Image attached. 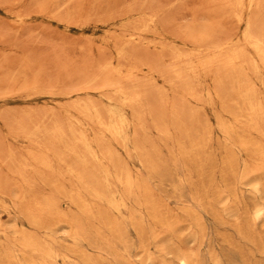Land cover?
I'll return each instance as SVG.
<instances>
[{"label":"rangeland","instance_id":"obj_1","mask_svg":"<svg viewBox=\"0 0 264 264\" xmlns=\"http://www.w3.org/2000/svg\"><path fill=\"white\" fill-rule=\"evenodd\" d=\"M247 1L240 10L234 0H0V264H183L182 256L188 264H264V110L251 122L239 93L252 80L264 107V45L259 53L244 38L251 21L264 44V0ZM130 34L136 41L128 43ZM205 47L210 57L196 54ZM115 87L140 91L141 115L111 106ZM92 105L125 114L122 137L93 120ZM80 133L99 152L91 177L67 147L71 137L70 148L84 152L73 139ZM70 167L86 184L66 175ZM96 186L126 208L93 197ZM24 235L52 257L22 247Z\"/></svg>","mask_w":264,"mask_h":264},{"label":"bare ground","instance_id":"obj_2","mask_svg":"<svg viewBox=\"0 0 264 264\" xmlns=\"http://www.w3.org/2000/svg\"><path fill=\"white\" fill-rule=\"evenodd\" d=\"M175 1V0H174ZM182 1V0H181ZM246 2V0H234V2L232 3V6L233 7H238V8H240V10H243L244 9V7H245V4H247V3H245ZM248 2V6L247 7H249V8H252V6L254 5V0H249V1H247ZM179 3V2H178ZM171 4V3H170ZM177 4V3H176ZM225 5V4H224ZM175 7V6H174ZM222 7V6H221ZM235 11V10H234ZM236 12V11H235ZM236 15H237V17H239V18H241V14L240 13H236ZM148 21H153V19L152 18H150ZM141 22V21H140ZM136 25V24H135ZM134 25V26H135ZM146 26H147V24H146ZM246 26H247V29H246V32H245V36H244V38H245V40L246 41H248V43L255 49V51L257 50L258 52L259 51H261V52H263L262 51V45H264L263 44V42H262V36H261V34H256V33H254L253 32V25H252V22L250 21V22H248V23H246ZM136 27V26H135ZM143 27V26H142ZM259 28V27H258ZM133 29V28H132ZM257 29V28H256ZM137 31V30H136ZM146 31V30H145ZM149 31V30H148ZM258 31V30H257ZM140 32V31H139ZM131 38H132V41H128V43H132V42H134V41H136V39H135V34H130L129 35ZM138 36V35H137ZM139 38V37H138ZM217 43V42H216ZM225 43V42H224ZM154 44V43H153ZM200 44V43H199ZM144 45V44H143ZM193 45V44H192ZM214 44H212L211 46L212 47H215V46H213ZM217 45V44H216ZM220 45V44H219ZM225 44H222L221 43V45H220V47L217 45V47H218V49H219V54L218 55H220L221 54V56H223V54H224V52H225V48H226V46H224ZM203 47V46H202ZM230 47H232V46H230ZM207 47H205L204 48V50L202 49V50H198V51H196L197 53L196 54H198L199 56L201 55H203L204 54V52H205V49H206ZM210 48V47H209ZM208 48V49H209ZM181 49V48H180ZM215 49V48H214ZM242 49V48H241ZM264 49V48H263ZM129 50V49H128ZM136 50V49H135ZM207 50V49H206ZM210 50V49H209ZM217 50V49H216ZM138 51V50H137ZM186 50H183V54H184V52H185ZM195 51V50H194ZM237 51V50H236ZM127 51L125 50V49H121L120 51H119V53L118 54H120V55H125V53H126ZM142 52V51H141ZM187 52V51H186ZM207 52V51H206ZM205 52V53H206ZM210 52V51H209ZM209 52L208 53H206V55H208L209 54ZM258 52H256L257 53V56H258V54L260 53H258ZM128 53V52H127ZM176 53V52H175ZM192 53V52H191ZM178 54V53H177ZM182 54V53H181ZM181 54L179 55L178 54V56H174L173 57V55L174 54H172V57L171 58H173V60H175V63L179 60V58H181L182 56L184 57L185 56V54L183 55L182 54V56H181ZM239 54H241V53H239ZM263 54H264V52H263ZM127 55V54H126ZM214 55V54H213ZM213 55L211 56V57H213ZM261 55H262V53H261ZM129 56H131V55H129ZM149 56V55H148ZM193 56V55H192ZM186 57V56H185ZM204 57H210L209 55L208 56H204ZM121 58V57H120ZM146 58V57H145ZM149 58V57H148ZM197 58V57H196ZM200 58H203V57H200ZM261 58V57H260ZM166 59V58H165ZM208 59V58H207ZM149 60V59H148ZM172 60V59H171ZM181 60V59H180ZM212 60V59H211ZM210 60V61H211ZM240 60V59H239ZM118 61V60H117ZM188 61V60H187ZM186 61V62H187ZM208 61V60H207ZM214 60H212V62H213ZM261 61H263V60H261ZM188 62H190V61H188ZM187 62V63H188ZM192 62V61H191ZM241 62H243L242 60H241ZM252 62H254V70L255 71H257V69L259 68L258 67V63L256 64V62H255V60H253ZM135 63V62H134ZM174 63V62H173ZM206 63V60H205V62L203 63V64H205ZM105 64V63H104ZM121 64V63H120ZM144 64V63H143ZM208 64H211V62L210 63H208ZM207 64V65H208ZM253 64V63H252ZM140 65V64H139ZM164 65V64H163ZM209 66V65H208ZM143 67V66H142ZM111 69V68H110ZM179 70V69H178ZM177 70V74H179L180 72L179 71H182L181 69L178 71ZM190 70V69H189ZM194 70V69H193ZM254 71V72H255ZM110 72V71H109ZM111 72H113V71H111ZM131 72V71H130ZM195 72V71H194ZM244 72V71H243ZM185 73H186V71H185ZM90 74V73H89ZM176 74V75H177ZM183 74V73H182ZM243 74V73H242ZM112 75V74H111ZM175 75V76H176ZM180 75H181V73H180ZM219 75V74H218ZM239 75V74H238ZM127 77H128V75H126ZM199 76V75H198ZM235 76V75H234ZM244 76V75H243ZM162 77H164V76H162ZM178 77H179V75H178ZM182 77H184L183 75H181V79H182ZM190 77V76H189ZM188 77V78H189ZM228 77V76H227ZM245 77V76H244ZM250 77V76H249ZM131 78H133V76L131 77ZM171 78V77H170ZM187 78V77H186ZM221 78H223V76H221ZM225 78V77H224ZM179 79H180V77H179ZM244 79H246L247 80V78L245 77ZM130 80V79H129ZM183 80V79H182ZM185 80V79H184ZM193 80V79H192ZM246 80H244L245 82H246ZM199 81V80H198ZM239 81V80H238ZM250 81H252V80H250ZM248 82V84H247V86H246V88H243V89H240L239 87V89H240V91H239V93H240V97H244V98H246L247 99V102H248V105H249V109L247 110V108H245L246 110V112H248V113H246V112H244V113H246L245 115H246V117L247 116H250L249 118L251 119V122H254V121H256L255 120V118H258V116H260V115H262L263 114V110H264V107H263V105H262V103L254 96V92H252V88H253V86L255 85H253L251 82ZM182 82V81H181ZM186 82V81H185ZM194 82V81H193ZM222 82V81H221ZM187 83V82H186ZM247 83V82H246ZM188 84H190L189 82H188ZM179 85V84H178ZM187 85V84H186ZM185 85V86H186ZM253 85V86H252ZM188 86V85H187ZM188 88H190V85H189V87ZM192 88V87H191ZM233 88V87H232ZM238 88H237V94H238ZM185 89H187V88H185ZM107 90V89H106ZM133 90V92H129V91H127V90H125L124 89V87L123 88H121V87H118V88H116L115 87V89H114V93L112 94V95H108V96H106L107 97V99L109 100V102L111 103V106L114 104H116V105H120V106H125V107H127V108H129V109H131L132 111H133V109H134V111L133 112H135V114H137L136 113V111H135V108L136 107H138V105L141 103V94H139V92H138V90L137 89H135L136 91H134V89H132ZM131 90V91H132ZM187 91H191V90H187ZM235 91V90H234ZM51 92V91H50ZM166 93V92H165ZM190 93L191 92H189V95H190ZM193 93H195L194 91H193ZM253 93V94H252ZM160 94H162V93H160ZM256 94V93H255ZM191 95H192V93H191ZM191 95H190V97H191ZM195 95V94H194ZM197 95V94H196ZM200 95H202V94H200ZM156 96V95H155ZM162 96V95H161ZM173 96V95H172ZM149 97V96H148ZM192 97H193V95H192ZM195 97V96H194ZM90 98V97H89ZM198 97H196L195 99H197ZM153 99V98H152ZM168 99V98H167ZM242 99V98H241ZM148 100V99H147ZM173 100V99H172ZM243 100V99H242ZM84 101H87V100H84ZM152 101V100H151ZM174 101H177V100H174ZM152 102H155V100L154 101H152ZM160 102H161V100H160ZM198 102V101H197ZM87 103V102H86ZM164 103V102H163ZM176 103V102H175ZM182 103V102H181ZM245 103V102H244ZM165 105H166V103H164ZM162 105V104H161ZM172 105V104H171ZM74 106V105H73ZM157 106V105H156ZM176 106H177V103H176ZM185 106V105H184ZM246 106V105H245ZM92 107V109L94 110V116L92 115V113H91V115H92V118H93V120H95L96 122H97V124L98 125H100L102 128H103V130H105V131H107L110 135H112L111 137H116L117 139L118 138H120V137H122L123 136V134L125 133L124 131H125V129H124V121H125V119H124V113H122V114H120V113H118L119 111H117V112H114V111H109V114H108V116L107 115H103L102 113H101V111L96 107V106H94V105H92L91 106ZM117 107V106H116ZM159 107V106H158ZM113 108V107H112ZM111 108V109H112ZM175 108V107H174ZM86 109H87V111H88V108H86V107H83L82 108V113H84V115H86ZM120 109V108H119ZM159 109V108H158ZM162 109V108H161ZM161 109H159L160 111H162ZM176 109V108H175ZM177 109H178V107H177ZM194 109V108H193ZM217 109V108H216ZM114 110V109H113ZM136 110H138V108H136ZM155 110V118L157 117V115H156V111H157V109H154ZM187 110V109H186ZM197 110V109H196ZM92 111V110H91ZM122 111H125L124 109H122L120 112H122ZM165 111V110H164ZM183 111V110H182ZM126 112V111H125ZM139 110H138V114H139ZM159 112V111H158ZM178 112V111H177ZM89 113V114H90ZM142 113V112H141ZM153 113V112H152ZM161 113V115H163L164 113L163 112H159L158 114H160ZM175 113V112H174ZM185 113V112H184ZM188 113V112H187ZM78 114V113H77ZM88 114V113H87ZM180 114V113H179ZM189 114H190V112H189ZM139 115H141V114H139ZM139 115H137V117L139 116ZM143 115H145V114H143ZM154 115V114H153ZM241 114L239 115V119H241ZM244 116V115H243ZM264 116V115H263ZM143 117V116H142ZM142 117H139L138 119H139V121H141V118ZM235 117H237L236 115H235ZM127 118V117H126ZM135 118V117H134ZM144 118V117H143ZM157 118H159V117H157ZM195 118H196V115H195ZM184 119H185V116H184ZM193 119V118H192ZM143 120V119H142ZM160 120V119H159ZM197 120V119H196ZM195 120V121H196ZM201 120V119H200ZM249 120V119H248ZM144 121V120H143ZM156 121V120H155ZM161 121V120H160ZM33 122V121H32ZM179 122V121H178ZM158 123V122H157ZM168 123V122H167ZM250 122H248V124H249ZM80 124V123H79ZM196 124V123H195ZM250 124H252V123H250ZM249 124V125H250ZM261 124V123H260ZM126 125V124H125ZM165 125V124H164ZM222 125V124H221ZM135 126H136V124H135ZM178 126H180V125H178ZM253 126H254V128H256L257 127V124L255 123V124H253ZM24 127V126H23ZM165 127V126H164ZM164 127H163V129H164ZM252 127V126H251ZM25 128V127H24ZM32 128V127H31ZM157 129H159L158 127H156ZM166 128V127H165ZM163 129H161V130H163ZM169 129V128H168ZM181 129V128H180ZM23 130V129H22ZM40 130V129H39ZM135 130V129H134ZM170 130V129H169ZM97 131H99V130H97ZM140 131V130H139ZM161 132V131H160ZM17 133H18V130H17ZM59 133H60V136L61 137H63V135H62V133L59 131ZM95 133V132H94ZM163 133H165L164 132V130H163ZM171 133V132H170ZM251 133V132H250ZM74 134V133H73ZM104 134V133H103ZM141 133H139V135H140ZM162 134V133H161ZM166 134V133H165ZM258 134V133H257ZM16 135V134H15ZM19 135H21V134H19ZM57 135H58V133H57ZM57 135H55V136H57ZM97 135V134H96ZM122 135V136H121ZM169 134H166V136H168ZM29 136V135H28ZM59 136V137H60ZM65 136V135H64ZM67 136V135H66ZM65 136V137H66ZM16 137H18V136H16ZM33 137V136H32ZM31 137V135H30V138H32ZM58 137V136H57ZM57 137H55V138H57ZM58 137V138H59ZM64 137V138H65ZM168 137H171V135H169ZM29 138V139H30ZM64 138H62V140H64ZM68 138V136L65 138V140ZM71 138V137H70ZM70 138H68L67 140H68V142H69V144H70V141H71V143H72V139H70ZM135 138V137H134ZM59 139H61V138H59ZM74 139V141L75 140H77V141H75V142H78L83 148H84V150L83 149H81L82 151H84L83 153H80V151H78L79 149H77V151L79 152H77L76 151V149H74V147L72 148V144H71V148H70V146H69V144L65 141V143H67L68 144V149H70L71 150V152H73L75 155H76V157H78L80 160V165H84V166H86V168L85 167H83V169H81V170H84V172H86V171H88V169H87V166H88V164H90L91 162H97V161H99L100 160V156H99V152L97 151V150H95V149H93V147L90 145V143H89V140H88V137L84 134V133H80V135H77V137H75V138H73ZM115 139V138H114ZM57 140V139H56ZM60 141V140H59ZM124 141V140H123ZM243 141V140H242ZM61 142V141H60ZM62 142H64V141H62ZM59 143V142H58ZM63 144V143H60V144H63L62 145V147L64 146V145H67V144ZM74 143V142H73ZM251 144V143H250ZM77 145V144H76ZM242 145H243V147H245V146H249V144L248 143H246V142H244L243 141V143H242ZM47 146V145H46ZM81 146H79V147H81ZM98 146H100L101 147V149H102V146L100 145V144H98ZM256 146V151L257 152H259L260 154H263V150H262V148L259 146H257V145H255ZM37 147V146H36ZM39 147V146H38ZM66 147V146H65ZM66 147V148H67ZM78 147V146H77ZM64 148V147H63ZM99 148V147H98ZM97 148V149H98ZM255 148V147H254ZM49 149V148H48ZM65 149V148H64ZM68 149H67V151H68ZM100 148H99V150H101ZM44 150V149H43ZM46 150V149H45ZM49 150H51V149H49ZM69 150V151H70ZM103 150V149H102ZM110 151V150H109ZM106 153V151L105 150H103V153ZM255 152V151H254ZM70 153V152H69ZM72 153V154H73ZM256 153V152H255ZM107 154V153H106ZM101 156H102V154H100ZM59 156V155H58ZM71 156V155H70ZM110 156V155H109ZM49 157V156H48ZM75 157V156H74ZM103 157H104V155H103ZM35 158V157H34ZM37 158V157H36ZM109 158H111L112 159V156L111 157H109ZM38 159V158H37ZM40 159V158H39ZM104 159V158H103ZM114 159V158H113ZM61 160H63L62 158H61ZM65 160V159H64ZM63 160V161H64ZM42 161H43V167H45L46 166V168L48 167V169H49V167L51 166L50 165V163H48V162H44V159L42 160V159H40V162L39 161H37L36 160V163L38 162V164L39 165H41L42 164ZM59 161H60V157H59ZM67 161V160H66ZM103 161H105V160H103ZM53 161H51V163H52ZM65 162V161H64ZM68 162V161H67ZM109 162H111L110 160H109ZM66 163V162H65ZM71 163V162H70ZM79 163V162H78ZM22 164H24V162L22 163ZM29 164V163H28ZM95 164V163H94ZM112 164H113V162H112ZM27 165V164H26ZM25 165V166H26ZM67 164H65V166H66ZM82 165V166H83ZM92 165V164H91ZM117 165V164H116ZM30 166V165H29ZM74 166V165H73ZM81 166V167H82ZM31 167V166H30ZM75 168H80V167H78V166H74ZM117 168V167H116ZM69 170H64V172H66V171H68V173H69V176L70 175H73V176H75V171L70 167V168H68ZM95 169V168H94ZM93 169V170H94ZM107 169V168H106ZM105 169V170H106ZM125 169V168H124ZM123 169V170H124ZM207 169V168H206ZM20 168H19V172H18V174H20ZM51 170V169H50ZM62 170V169H61ZM80 170V171H81ZM86 170V171H85ZM93 170H90V171H93ZM208 170V169H207ZM54 171V170H53ZM79 171V172H80ZM121 171V170H120ZM203 171V170H202ZM99 172V171H98ZM101 172V171H100ZM21 173H22V171H21ZM40 173V172H39ZM50 173V172H49ZM67 173V172H66ZM68 173L66 174V175H68ZM77 173H78V171H77ZM87 173H89V177H91V176H94L95 174H94V172H93V174H92V172L90 173L89 171L88 172H86V175H87ZM41 174V173H40ZM47 174V173H46ZM53 174H54V172H53ZM83 174H85V173H83ZM83 174H80V173H78V175L77 176H75L76 177V180L79 182V184H86L85 183V178H86V176L85 175H83ZM119 174H120V172H119ZM127 174V173H126ZM27 175V174H26ZM62 175V174H61ZM111 175V174H110ZM116 175V174H115ZM203 175V174H202ZM20 176H23V174L21 175L20 174ZM28 176H30L29 174H28ZM45 176V175H44ZM103 176V175H102ZM121 176H122V174H121ZM207 176V175H206ZM71 177V176H70ZM112 177V176H111ZM23 178V177H22ZM25 178V177H24ZM53 178V177H52ZM119 178V177H118ZM121 178V177H120ZM33 179V178H32ZM73 179H74V177H73ZM113 179V178H112ZM64 180V179H63ZM91 180V179H90ZM95 180V179H94ZM125 180H127V183H128V185H129V187L131 188V187H133V183H132V181H131V179L129 178V177H127ZM46 181V180H45ZM44 181V182H45ZM49 181V180H48ZM48 181H47V184H48ZM57 181H59V180H57ZM65 181V180H64ZM75 181V180H74ZM102 183L107 187V188H110L111 187V182H110V176H109V173L108 172H105L104 173V177H103V179H102ZM112 181V180H111ZM114 181V180H113ZM87 182V181H86ZM95 182V181H94ZM97 182V181H96ZM95 182V183H96ZM98 182H99V180H98ZM101 182V181H100ZM51 183V182H50ZM55 183V182H54ZM70 183V182H69ZM45 184H46V182H45ZM78 184V183H77ZM76 184V185H77ZM89 184V183H88ZM100 184V183H99ZM102 184V186H104ZM52 185V186H51ZM51 185H49L48 184V186H51V187H53V183H51ZM59 184H57L56 185V183H55V186L57 187ZM69 185V184H68ZM54 186V187H55ZM81 186V185H80ZM79 186V187H80ZM90 186V185H89ZM93 186H95V184L93 185ZM97 186H98V183H97ZM97 186L95 187V188H92V190H91V193H92V191H93V197H96V198H99V200L101 199V198H104L106 201H107V203L109 204V206L112 208V209H114L116 212H118V213H121L122 212V210L124 209V208H126V203H125V200L124 199H122V198H118L116 195H114L113 193H108V194H106V193H104V191L102 192L101 190H99L98 188H97ZM53 187V188H54ZM55 187V188H56ZM60 187H62V186H59V188L58 189H60ZM66 187V186H65ZM76 187H78V186H76ZM82 187V186H81ZM87 188V187H86ZM104 188V187H103ZM111 189V188H110ZM56 190H57V188H56ZM78 190H82V188L81 189H79L78 188ZM123 190H124V188H123ZM34 191V190H33ZM106 191V190H105ZM138 191V190H137ZM88 192V191H87ZM86 192V193H87ZM1 193V192H0ZM225 194V193H224ZM180 195H181V193H180ZM4 196H5V194H4ZM25 198V197H24ZM23 198V199H24ZM30 198V197H29ZM36 199H37V197H35ZM76 198H78V197H76ZM95 198V199H96ZM135 198V197H134ZM22 199V201H24ZM82 199V198H81ZM71 200H72V198H71ZM74 200V199H73ZM72 200V201H73ZM84 200V199H83ZM29 201V200H28ZM47 201V200H46ZM50 201V200H49ZM48 201V202H49ZM77 201V200H76ZM75 201V202H76ZM78 201H79V199H78ZM77 201V202H78ZM25 202H26V200H25ZM31 202V201H30ZM47 202V203H48ZM68 202V201H67ZM74 202V203H75ZM81 201H79V203H80ZM27 203V202H26ZM25 203V204H26ZM35 203V202H34ZM39 203V202H38ZM71 203V202H70ZM78 203V204H79ZM87 203V202H86ZM141 203V202H140ZM24 204V205H25ZM33 204V203H32ZM36 204V203H35ZM52 204H53V202H52ZM72 204H73V202H72ZM77 204V203H76ZM75 204V205H76ZM143 204V203H142ZM39 205V204H38ZM41 205H43L42 203H41ZM48 205H49V203H48ZM136 205V204H135ZM46 206V205H45ZM53 206H54V204H53ZM52 206V207H53ZM76 206H78L79 207V205H76ZM40 208H42L41 206H40ZM47 208V207H46ZM50 208V207H49ZM55 208V207H54ZM53 209V208H52ZM82 209H83V213L84 214H90V212H89V210H88V208H87V206H85V204H83L82 205ZM46 210H48L47 212H49V209H46ZM81 210V209H80ZM41 211V210H40ZM40 211H39V213H40ZM56 210H54V212H55ZM82 211V210H81ZM216 211V210H215ZM30 212L32 213V215H34L35 217H31L32 219H31V221H32V223L33 224H36V225H38V224H41L40 223V220H39V216H36L35 214L36 213H34L33 214V212L32 211H29L28 213L30 214ZM42 213V212H41ZM40 213V214H41ZM51 213V212H50ZM52 213H53V211H52ZM136 213V212H135ZM256 213V217H260V216H262L263 215V211L262 210H258L257 212H255ZM28 214V215H29ZM40 214H38V215H40ZM58 214V213H57ZM92 214V213H91ZM112 214V213H111ZM31 215V214H30ZM50 215V214H49ZM93 215V214H92ZM130 215V214H129ZM134 215V214H133ZM58 216H60V213H59V215ZM62 216V215H61ZM37 217V218H36ZM52 217V216H51ZM94 217H96L95 215H94ZM144 217V216H143ZM29 218H30V216H29ZM50 218V217H49ZM66 219H68V218H66ZM132 219V218H131ZM64 222V221H63ZM113 222H115V221H113ZM143 222V221H142ZM66 223V222H65ZM140 223V222H139ZM32 224V225H33ZM122 224V223H121ZM113 226L111 227V230L113 231V232H117L118 231V228H117V226H118V224L116 225V223H113L112 224ZM35 226V225H34ZM111 226V225H110ZM135 226V225H134ZM148 226V225H147ZM125 227V226H124ZM76 228H78V227H76ZM81 229V228H80ZM80 229L78 230V229H76L75 231H74V234H75V237H74V239L75 240H77V238H78V236H79V231H80ZM164 231V230H163ZM97 233V232H96ZM73 234V235H74ZM34 235V234H33ZM159 236V235H158ZM123 237V236H122ZM24 239L22 240V247H24V248H26V249H29L30 251H32V252H40L41 253V255L43 256V257H52V255H53V252L51 251V249H44V247L42 246V248L40 247V245L37 243V241L35 240V238L33 237H30V236H25L24 235V237H23ZM81 238V237H80ZM125 239V238H124ZM254 241V240H253ZM52 242V241H51ZM113 242V241H112ZM158 243V242H157ZM17 248V247H16ZM146 248V247H145ZM233 248V247H232ZM144 249V248H143ZM6 250V249H5ZM145 250V249H144ZM237 250V249H236ZM8 253V252H7ZM102 253V252H101ZM5 254V253H4ZM106 254V253H105ZM7 256V255H6ZM5 256V257H6ZM9 256V255H8ZM57 256H58V254H57ZM134 256V255H133ZM10 257V256H9ZM123 257V256H122ZM40 258V257H39ZM144 258V257H143ZM68 259V258H67ZM70 259V258H69ZM123 259V258H122ZM7 260V259H6ZM127 260V259H126ZM147 260V259H146ZM181 262L183 263V264H188V262H189V260H188V258L187 257H185V256H182L181 257ZM9 261H11V259L9 260ZM8 261V262H9ZM10 263V262H9ZM22 263H23V261H22ZM3 264V263H2ZM4 264H6V262L4 263ZM15 264V263H14ZM42 264V263H41Z\"/></svg>","mask_w":264,"mask_h":264}]
</instances>
